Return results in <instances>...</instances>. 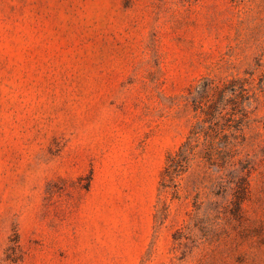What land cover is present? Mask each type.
Wrapping results in <instances>:
<instances>
[{
    "label": "rangeland",
    "instance_id": "1",
    "mask_svg": "<svg viewBox=\"0 0 264 264\" xmlns=\"http://www.w3.org/2000/svg\"><path fill=\"white\" fill-rule=\"evenodd\" d=\"M203 76L263 89L242 219L193 248L159 182ZM0 264H264V0H0Z\"/></svg>",
    "mask_w": 264,
    "mask_h": 264
},
{
    "label": "trees",
    "instance_id": "2",
    "mask_svg": "<svg viewBox=\"0 0 264 264\" xmlns=\"http://www.w3.org/2000/svg\"><path fill=\"white\" fill-rule=\"evenodd\" d=\"M258 88L245 77L216 79L203 76L191 84L182 100L191 114L185 140L166 157L160 191L174 200L191 199L192 210L185 231L177 230L174 241L215 244L229 234L223 222L240 221L243 204L250 196L254 164L245 154L246 130ZM168 206L163 207L166 217ZM6 261L19 260L18 239L10 240ZM12 251L10 253L9 251Z\"/></svg>",
    "mask_w": 264,
    "mask_h": 264
}]
</instances>
